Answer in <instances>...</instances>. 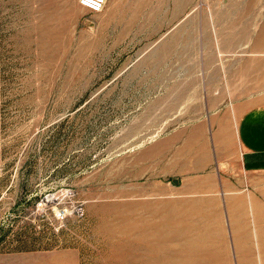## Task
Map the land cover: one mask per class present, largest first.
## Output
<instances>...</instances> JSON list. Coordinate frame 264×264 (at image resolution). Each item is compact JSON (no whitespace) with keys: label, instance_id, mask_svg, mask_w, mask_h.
Returning a JSON list of instances; mask_svg holds the SVG:
<instances>
[{"label":"rangeland","instance_id":"374dc122","mask_svg":"<svg viewBox=\"0 0 264 264\" xmlns=\"http://www.w3.org/2000/svg\"><path fill=\"white\" fill-rule=\"evenodd\" d=\"M261 92L264 0H0V264H264V170L191 195V108Z\"/></svg>","mask_w":264,"mask_h":264},{"label":"crops","instance_id":"0c3cea01","mask_svg":"<svg viewBox=\"0 0 264 264\" xmlns=\"http://www.w3.org/2000/svg\"><path fill=\"white\" fill-rule=\"evenodd\" d=\"M215 99L209 110L191 108V195L204 193L196 178L242 162L246 171L264 170V92L254 97Z\"/></svg>","mask_w":264,"mask_h":264},{"label":"built area","instance_id":"2783aa9c","mask_svg":"<svg viewBox=\"0 0 264 264\" xmlns=\"http://www.w3.org/2000/svg\"><path fill=\"white\" fill-rule=\"evenodd\" d=\"M109 0H79V4L82 8L94 14H101L104 12ZM58 220H65V212L59 211L57 214Z\"/></svg>","mask_w":264,"mask_h":264},{"label":"bare ground","instance_id":"6f19581e","mask_svg":"<svg viewBox=\"0 0 264 264\" xmlns=\"http://www.w3.org/2000/svg\"><path fill=\"white\" fill-rule=\"evenodd\" d=\"M142 236V235H141ZM175 237V236H174ZM146 240V239H145ZM154 240V239H153ZM140 241H142V239L140 240ZM150 243V242H149ZM154 243V242H153ZM158 243V242H157ZM144 244V243H143ZM147 244V243H146ZM144 247H146V246H144ZM141 249V248H140ZM150 249H151V247H150ZM155 249H157V248H155ZM145 250V249H144ZM148 250V249H147ZM152 250V249H151ZM160 249H158L157 250V252L159 251ZM146 251V250H145ZM165 251V250H164ZM152 252V251H151ZM163 252V251H162ZM165 252H167V251H165ZM170 252V251H169ZM155 254V253H154ZM153 254V255H154ZM169 255V254H168ZM156 256V255H155ZM170 256V255H169ZM161 257V256H160ZM165 257V256H164ZM163 259V258H162ZM178 258H176V260H177ZM197 259V258H196ZM135 260V259H134ZM209 261H210V263L211 264H216V262H217V260L216 259H212V258H209L208 259ZM136 261H138V260H136ZM136 261H135V264H136ZM175 261V260H174ZM178 261V260H177ZM189 262H191V261H188V263ZM195 262V261H194ZM139 263V262H138ZM142 263V262H141ZM148 263V262H147ZM151 263H153V262H151ZM185 263V262H184ZM209 263V262H208ZM140 264V263H139ZM174 264V263H173ZM175 264H177V263H175ZM193 264V263H192ZM195 264V263H194Z\"/></svg>","mask_w":264,"mask_h":264},{"label":"water","instance_id":"95a60500","mask_svg":"<svg viewBox=\"0 0 264 264\" xmlns=\"http://www.w3.org/2000/svg\"><path fill=\"white\" fill-rule=\"evenodd\" d=\"M174 182H175V184L177 183V181H176V180H175Z\"/></svg>","mask_w":264,"mask_h":264}]
</instances>
